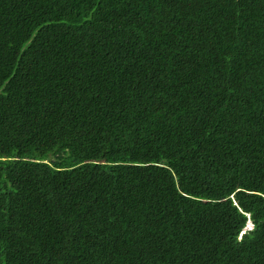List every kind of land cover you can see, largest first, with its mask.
I'll return each instance as SVG.
<instances>
[{
  "label": "trees",
  "instance_id": "obj_1",
  "mask_svg": "<svg viewBox=\"0 0 264 264\" xmlns=\"http://www.w3.org/2000/svg\"><path fill=\"white\" fill-rule=\"evenodd\" d=\"M0 264H264V0H0Z\"/></svg>",
  "mask_w": 264,
  "mask_h": 264
},
{
  "label": "clouds",
  "instance_id": "obj_2",
  "mask_svg": "<svg viewBox=\"0 0 264 264\" xmlns=\"http://www.w3.org/2000/svg\"><path fill=\"white\" fill-rule=\"evenodd\" d=\"M252 226H253V225H252V223H251V221H250L249 224H248V226H247V228L250 229V228H252Z\"/></svg>",
  "mask_w": 264,
  "mask_h": 264
}]
</instances>
